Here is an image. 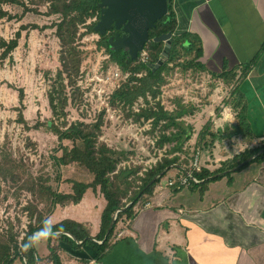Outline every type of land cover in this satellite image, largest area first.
I'll return each mask as SVG.
<instances>
[{"label":"rangeland","instance_id":"1","mask_svg":"<svg viewBox=\"0 0 264 264\" xmlns=\"http://www.w3.org/2000/svg\"><path fill=\"white\" fill-rule=\"evenodd\" d=\"M0 6L8 13L0 19V38L9 41L21 32L19 45L12 52V57L0 59V152L3 154L1 157L5 156L4 162L13 166L11 170L21 176L17 182L0 178L1 237L15 236L21 242L29 231L30 224H35L36 221L35 215L31 218L29 207L46 208L38 195L34 194L33 188L41 177L54 178V157L63 153L57 134L48 128L53 121L56 126L65 130L75 122L91 124L102 117L104 125L100 140L112 148L125 151L127 156L121 167H141L140 176L165 156L180 155L181 161L186 158L193 161L199 148L200 166L206 164L203 167H211L214 164L219 168L227 160L225 157L234 156L236 150L231 149L233 146L242 144L245 147L243 142L249 141V137L244 135L245 131L239 129L240 107L234 109L232 106L239 97V94L233 93L235 86L223 85L222 80L211 76L207 71L200 72L195 68L184 71L181 66L171 64L170 70L164 72L165 82L157 97L154 98L148 93L146 99L140 97L132 108L118 101L116 104L111 103L113 93L124 88L123 85L129 81L130 72H123L118 64L111 61L105 48L99 45L101 36L96 32L87 33L88 28L85 25L79 26L77 38L79 48L84 52L81 76L74 88L67 89L68 104L64 113L60 114V118L55 117L50 106V92L61 68L62 46L53 25L59 22L60 17L47 14L49 0H0ZM91 21L89 19L87 24L93 22ZM33 25L39 27L34 28ZM2 52L0 50V57ZM183 53L182 60L186 55L184 51ZM161 60H166L163 55ZM261 71L264 72V67ZM142 75L145 73L138 74L139 77ZM261 75L263 80L245 82L240 90L249 104L248 120L257 133H264V74ZM67 82L66 80L65 83ZM21 90L24 92L23 100L20 97ZM158 102L168 111L175 110L178 102L193 108L192 115L181 119L183 126H192L191 139L184 145L187 155L169 154L173 144L159 146L163 128H153L151 120L136 119L135 114L139 109L155 107ZM20 110H23L24 122L20 119ZM202 131L206 134L211 131L215 137L207 135L205 142L198 145L196 142ZM262 144L264 139H259L250 146L258 147ZM62 145L71 146L72 143L64 140ZM238 150L245 149L240 147ZM217 157L219 161H215ZM10 158H15L16 162ZM171 170L174 173L173 178H165L161 185L171 179L176 181L179 175L184 177L178 167ZM178 173L180 174L176 175ZM61 174L62 190L70 188V183H66L70 180L88 183L93 180V176L77 164L63 167ZM87 193L85 200L90 202L89 209L86 205L79 208H58L49 215L52 224L68 217H76L80 220L88 219L93 227L97 226L104 197L93 189ZM122 223L123 221L119 222L117 226L119 230L123 227ZM118 229L116 236L119 234ZM58 244L57 241L52 242V246ZM60 246V256L64 264H84L67 246ZM49 248L48 240L40 244L37 250L41 260L37 264H52L48 259ZM84 250L90 254L87 249ZM89 256L86 264H99ZM14 264H25V261L18 259Z\"/></svg>","mask_w":264,"mask_h":264},{"label":"trees","instance_id":"2","mask_svg":"<svg viewBox=\"0 0 264 264\" xmlns=\"http://www.w3.org/2000/svg\"><path fill=\"white\" fill-rule=\"evenodd\" d=\"M174 1L170 0L168 15L157 21L156 27L150 30V41L145 45L144 49L148 52L149 59L147 62H143L141 60L142 52L139 53L137 60H132L129 57V53L123 50L112 51L107 37L95 31L97 21L87 24L89 19L92 20L99 13V0H49L50 6L47 14L50 16L59 15L60 17L59 22H56L53 27L56 28V35L62 46L60 51L61 68L55 80L56 84L54 83L55 86L50 92V106L54 116L60 118V114L64 113V109L68 104L67 89L68 87L74 88L77 84V79L81 76L84 52L77 43L80 25L87 26V33L96 32L99 34L101 36L99 45L105 48L111 61L118 64L123 72H130L129 81L123 85L124 88L113 93L111 97V103L113 104L118 101L123 103L124 106L132 108L140 97L146 99L148 93H151L154 98L157 97L161 85L165 82L164 72L170 70L171 64L173 66H181L184 71L193 68L200 72L207 71L205 64L202 62L204 54L202 41L192 33L176 35L169 57L164 60L163 64L160 65L159 63L165 44L163 42H154V38L177 31L178 20L176 11L173 8ZM42 2H45V0H42ZM30 10L33 11V9H26V11ZM7 15L8 13L0 6V19ZM32 27L38 28L39 26L33 25ZM20 37L21 32L19 31L16 37L9 41L0 38V50H3L0 59L4 60L12 57L11 54L18 47ZM183 51L186 55L182 60ZM262 51H264V45ZM259 57L260 54L252 61L240 64L231 70H228V64L226 63L222 72H210L211 76L222 80L225 86H235L233 93L239 94V97L236 98V102L232 103V106L234 109L240 107L238 112L239 129L245 131L244 135L249 137L248 140L251 141L255 138H263L264 133H257L252 129V125L248 120L249 104L246 101L245 94L240 90ZM181 60L182 62H180ZM142 73H145V75L139 77L138 74ZM66 80L68 81L67 83H65ZM77 91L79 93V89ZM20 97L21 100L24 99L23 90L20 92ZM193 113L192 107L181 105V102H178L176 109L173 111L166 110L158 102L155 107H142L135 114V117L137 120H151L153 128L159 126L163 128L159 146L163 147L165 143L173 144L169 154L186 153L187 155L188 151L184 150V145L191 139L192 126H183L181 119ZM19 115L21 121L24 122L23 110H20ZM103 125L104 122L101 117L91 124L80 121L75 122L65 130L56 126L54 121L52 126L48 127L57 134L63 153L59 157H54L56 172L54 178L51 176L41 177L39 178V183H36L33 188L34 194L38 195L39 199L46 205V208L29 207L31 218L35 215L36 221L35 224H30L29 231L21 242L15 236L5 238L0 235V264H14L18 259L25 261V264H37L41 257L37 248L28 250V244H26L28 238L43 226L44 221L49 220V215H52L58 207L81 203L90 189L100 192L106 203L101 213L99 232L93 235L90 226L69 218L53 224L54 233L60 232V235L47 239L50 244L48 259L52 264H64L59 251L62 247L60 244H64L71 252L76 253L81 258L80 262L86 264L89 262L87 257L91 255L89 257L94 258L100 264L121 241V239L116 238V229H118L119 222L123 221L122 224L125 226L127 222L133 221L138 216V211L144 209L147 202L153 197L156 187L161 185L173 167H178L183 176H186L187 172L191 170L195 158L193 161L188 158L181 161L180 155L163 157L147 170L143 176L139 175L141 167H121L127 153L112 148L106 142L100 140ZM207 135L215 137L211 131L208 134L202 131L196 143L198 145L204 143ZM64 140L70 141L72 145H62ZM263 149L264 144L248 148L222 162V166L215 170L201 166L199 171H193V180H190L189 186L199 188L201 193H204L210 183L221 180L223 177H231L232 172L242 171L253 163L262 164L264 162V152L251 162L246 164L244 162ZM199 150L201 151L200 148ZM1 155L3 154L0 152V178L10 179L13 182L19 181L21 179L19 173L12 171L13 166L6 164L4 162L5 156L1 157ZM10 159L16 162L15 158ZM73 164L86 169L93 176V180L90 183L70 180L66 182L70 183V188L62 190L63 176L61 170L63 167ZM238 166L240 167L237 170L230 171ZM161 174V178L151 184ZM179 177L181 176L179 175ZM194 179L199 182L195 183ZM49 181L54 183H49ZM178 185L179 183L176 188ZM180 188H183V186ZM137 206L140 207L136 210ZM118 210L121 211L118 213L117 219L107 235L110 224ZM121 229L120 227V230H118L121 231ZM68 233L72 236L67 235ZM53 241H57L59 244L52 246ZM84 249H87L90 254L88 255Z\"/></svg>","mask_w":264,"mask_h":264},{"label":"crops","instance_id":"3","mask_svg":"<svg viewBox=\"0 0 264 264\" xmlns=\"http://www.w3.org/2000/svg\"><path fill=\"white\" fill-rule=\"evenodd\" d=\"M173 5L176 35L201 39L208 73L222 72L226 63L231 70L260 54L244 83L263 80L264 0H175ZM259 139L264 137L243 142L247 148L233 146L234 156ZM246 168L210 183L204 193L191 186L168 188V182L157 186L148 206L122 227L121 241L100 264H264V162ZM173 175L170 170L165 178ZM87 196L58 208L89 209ZM105 205L104 200L100 214ZM68 218L90 226L93 235L99 232L100 221L93 227L88 219Z\"/></svg>","mask_w":264,"mask_h":264},{"label":"water","instance_id":"4","mask_svg":"<svg viewBox=\"0 0 264 264\" xmlns=\"http://www.w3.org/2000/svg\"><path fill=\"white\" fill-rule=\"evenodd\" d=\"M169 6L170 0H100L99 7L102 8V16L95 25V31L104 36L113 28L122 29L124 35L117 34L115 37L108 39L109 47L114 52L123 50L129 53L132 60H137L139 53L145 49V45L150 41V30L156 27L157 21L168 15ZM175 36V33L169 32L154 38V42H164L166 44L162 54L165 59L170 55ZM159 61L160 65L164 62L161 59ZM263 152L264 149L251 156L244 164L251 162ZM239 167L230 171H235ZM161 176L162 174L157 176L151 184ZM120 211L116 212L107 235L111 231ZM58 235H60V232H56L51 237ZM67 235L72 236L69 233ZM73 238L76 240L75 237Z\"/></svg>","mask_w":264,"mask_h":264},{"label":"built area","instance_id":"5","mask_svg":"<svg viewBox=\"0 0 264 264\" xmlns=\"http://www.w3.org/2000/svg\"><path fill=\"white\" fill-rule=\"evenodd\" d=\"M93 22L96 21L95 18L92 19ZM91 21V22H92ZM90 23V22H89ZM149 59V55H148V52L146 50H143L142 51V54H141V60L143 62H147ZM200 150L197 151V154L195 156V160L194 162L192 163V167H191V170L189 172H187V175L184 176L183 178L182 177H179L177 176V179L176 181L175 180H169L168 181V185L169 186H175L179 183V185L177 186V188L179 189L181 186H186V185H190L191 183V179L193 180V177H192V173L194 170H197L199 171L201 169V166H200V162H199V158H200ZM176 175H179V174H176ZM194 182L195 183H198L199 181H197L196 179H194ZM148 205H146L147 207ZM124 235V231H120L119 234H118V238H121L122 236Z\"/></svg>","mask_w":264,"mask_h":264},{"label":"clouds","instance_id":"6","mask_svg":"<svg viewBox=\"0 0 264 264\" xmlns=\"http://www.w3.org/2000/svg\"><path fill=\"white\" fill-rule=\"evenodd\" d=\"M53 229L54 225L50 220L44 221L43 226L37 232L33 233L26 241L28 250L39 248L42 242L55 234Z\"/></svg>","mask_w":264,"mask_h":264},{"label":"flooded vegetation","instance_id":"7","mask_svg":"<svg viewBox=\"0 0 264 264\" xmlns=\"http://www.w3.org/2000/svg\"><path fill=\"white\" fill-rule=\"evenodd\" d=\"M99 3H100V0H99ZM99 3H98V6H99ZM99 9H100L99 13L97 14L96 17H94L97 22H99V20L102 16V8L99 7ZM117 34L124 35V32L122 29L113 28V29L109 30L105 36H108L107 39H109L110 37H115Z\"/></svg>","mask_w":264,"mask_h":264}]
</instances>
